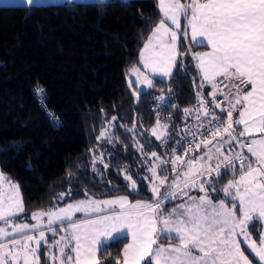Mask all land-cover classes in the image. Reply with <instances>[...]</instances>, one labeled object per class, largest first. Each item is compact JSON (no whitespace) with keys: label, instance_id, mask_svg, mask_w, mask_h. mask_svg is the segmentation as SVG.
Here are the masks:
<instances>
[{"label":"snow or ice","instance_id":"6c2138e0","mask_svg":"<svg viewBox=\"0 0 264 264\" xmlns=\"http://www.w3.org/2000/svg\"><path fill=\"white\" fill-rule=\"evenodd\" d=\"M18 2L40 5V0ZM158 3L162 17L140 53L144 67L154 77L172 79L174 69L182 66L180 57L187 53L180 51L178 32L185 39L190 32L193 45L206 42L210 49L192 53L201 82L196 86V106L185 109L184 115L187 118L195 113L196 124L185 127V134L173 149L174 158L170 162L175 176L171 183L166 167L169 161L153 151L154 163L148 171L154 201L133 203L127 196L99 200L85 192L87 199L35 212L31 217L34 223H28L18 222L26 211L19 185L0 173V264H101L98 252L110 240L125 236L131 242L124 246L122 258L116 264H251L242 243L264 262V236L257 246L250 232L257 220L264 221V0H158ZM150 20L151 17L144 21L145 25ZM134 73L140 84L155 87L153 79L144 76L141 80L142 74L138 70ZM206 85L212 88L207 94L211 101L204 95ZM36 91L44 93L43 88ZM172 91L169 88V98ZM140 92L142 89L136 93L137 98ZM218 96L223 99L218 100ZM158 99L178 109L165 96ZM234 112L239 113L238 119L234 118ZM171 123V117L161 121L157 114V127L151 134L162 145L166 146L171 139ZM189 136L192 139L186 153L197 139L200 143L196 149L203 145L204 151L199 157L184 160L177 149L184 146ZM102 138L113 142L108 129L97 137ZM138 150L144 153V146ZM97 162L103 163L102 154L93 157L94 171H99L95 167ZM104 167L107 169L109 165ZM99 174L103 176L102 172ZM229 174L232 178L217 189L215 185ZM124 179L129 182V195L137 192V182L132 176L125 173ZM164 185L167 191L161 198ZM193 190L201 195L191 196ZM213 192H222L223 196L216 200ZM71 195L70 190L60 193L57 204ZM179 197L186 199L165 215L166 203ZM76 213L83 215L76 217ZM57 232L62 233L59 238ZM48 233L52 236L51 244ZM165 239L177 243L165 245ZM45 247L48 261L41 260Z\"/></svg>","mask_w":264,"mask_h":264},{"label":"trees","instance_id":"16d2710c","mask_svg":"<svg viewBox=\"0 0 264 264\" xmlns=\"http://www.w3.org/2000/svg\"><path fill=\"white\" fill-rule=\"evenodd\" d=\"M160 19L156 0L0 5V173L19 185L22 216L61 205L69 196L58 204L56 198L69 190L149 198L137 173L145 172L151 152L166 158L172 151L171 139L165 146L151 134L157 123L152 103L165 96L178 105L168 108L177 118L197 99L188 53L172 79L154 78L155 87L139 98L127 84V70L139 66V48ZM105 129L112 143L97 139ZM101 154L94 171L93 157ZM125 173L138 185L131 195ZM125 242L126 236L110 240L98 252L101 264H116Z\"/></svg>","mask_w":264,"mask_h":264},{"label":"rangeland","instance_id":"374dc122","mask_svg":"<svg viewBox=\"0 0 264 264\" xmlns=\"http://www.w3.org/2000/svg\"><path fill=\"white\" fill-rule=\"evenodd\" d=\"M11 1H13V0H8V2H11ZM54 2H59V0H40V3L41 4H52ZM183 23H186V21L183 22ZM151 32H152V30H151ZM179 34H180V38L178 37L179 47H180V43L183 44V51H181V49H180V51L182 53H188L190 56H192V53H195V52H203V50L201 51V49L200 50L194 49L193 48L194 47L193 44H191L188 39H185L182 33L179 32ZM150 35H151V33L149 34V36ZM149 36L147 37V39L144 41V43L139 48V55L141 53V50L143 49L144 44L148 41ZM189 37H191L190 36V32H189ZM188 49H189V51H188ZM183 56L184 55H181V57H180V60L182 62H183ZM139 65L142 67V69H140L141 71L138 70L139 73L142 74L140 76V79L141 80L143 79L144 76H148L149 78L150 77H154L153 74L147 68L144 67V65H143V63L141 61V57L140 56H139ZM194 66H195V69L197 71V69H198L197 68V61H195V60H194ZM134 70H135V68H129L127 70L126 79H127V84L130 85L131 83H133L135 85V87H136L135 93H137L138 90H140V89L145 90L148 87H146V86H144V85H142V84H140L138 82V78H137V75L134 73ZM155 77L160 78V79H163V80H168V78H161L159 76H155ZM150 79H154V78H150ZM154 127H157V123L155 124ZM159 131H160V129H158V132ZM203 151H204L203 146H201L200 149H196V146H195L192 151H189L187 153L186 152H181V153H178V155L181 156L184 160H187L190 157H199V156H201L202 153H203ZM245 152H246V149H245ZM172 154H173V152L171 151V153H169L166 158L165 157H163V158L160 157L161 159H164V160H168L169 161L167 163V165H166L167 170H168V173L170 174V176H169V183H171L172 178H174V176H175V173H172V164L170 162V160L172 158H174ZM215 162H216L215 160L212 161L213 164H215ZM153 163H154V161L151 160V162L147 165V167L145 169V172L144 173H139L143 177V180H144L145 185H146V189L150 192L149 198L129 197L126 194H115V195H110V196H98V195L88 194V196L89 197H92L94 199H99V200L116 199V198H119V197H122V196H127L128 199H129V201L130 202H133V203H135L136 201H154V199H156V198L153 196V193L150 190L151 173L148 171L149 165H151ZM184 170H186V169H184ZM158 174H160L161 176L164 175V173H158ZM146 176L148 177V179H145ZM205 178H207V177H205ZM231 178H232V176L229 179L224 180L222 183H217L215 185V187L217 189L222 188L223 186H225L227 184V182ZM12 182L15 183L14 181H12ZM125 182L128 185L129 182L126 181V180H125ZM6 186L7 185H5V187ZM137 189H138V185H137ZM128 191H129V188H128ZM165 191H167V185L161 186V194H160L161 195V198H162V196H163V194H164ZM190 195L191 196H199V195H201V193H199L197 190H193V191H191ZM211 195L213 196L214 199L219 200L223 196V193L222 192L221 193L213 192V193H211ZM85 199H87V197L85 196V194L76 193V194H73V195L69 196L68 198H66V200L61 205H59L58 207H65L68 203H74V202H77V201H80V200H85ZM184 199H186V197H179V198H177L175 200H172L171 202H167L166 203V209H165V213L164 214L167 215L169 212H171L173 210V208L177 207V205H179L180 203H182ZM48 210H50V209H48ZM48 210H38V211H48ZM38 211H34L33 213L38 212ZM33 213H31V215H29L28 217L21 215V217H20V219H19L18 222H25L26 221L28 223H34V221L31 220V217H32V214ZM75 215H76V217H81L83 214L82 213H76ZM250 232H251V235H252V240L257 244V246H259V241L261 239V236H264V221L257 220L254 224L251 225ZM61 234L62 233L57 232V237L56 238H59V235H61ZM47 235H48V239H49V244H51L53 242L52 236H51L50 233H48ZM114 235H116V234H114ZM240 239L242 240L243 238L241 237ZM130 242H131L130 237H127L126 236V242L124 243L123 248H124V246L126 244H128ZM163 243L165 245H167L169 243L175 244V243H177V241L165 239L163 241ZM123 248H122V251H121V258H122ZM241 248H242V250L245 251V255H247L249 257V260L251 261V264H264V262H260L259 259H258V257H255V255L253 253H251V250L248 249L247 244L242 243L241 244ZM41 253H42L43 257H44V260L48 261V255H49L48 249L46 247L45 248H42ZM49 264H50V262H49Z\"/></svg>","mask_w":264,"mask_h":264},{"label":"built area","instance_id":"2783aa9c","mask_svg":"<svg viewBox=\"0 0 264 264\" xmlns=\"http://www.w3.org/2000/svg\"><path fill=\"white\" fill-rule=\"evenodd\" d=\"M184 1H186V0H184ZM188 51H189V49H188ZM190 57H191V61L194 64L193 56H190ZM196 76H197V86H198L200 84L201 80L199 78L197 71H196ZM33 93L37 94L34 91H33ZM208 93L209 92H207L204 89V95H205L206 100L211 101V97L207 95ZM41 98H43V97H41ZM217 99L222 100L223 97L218 96ZM196 104H197V99L194 102V104L187 109H193L196 106ZM157 105L160 106L159 109L157 108ZM209 107H214V106L212 104H209ZM168 108H169V106H167V104H165V102L160 101V100H154L152 103L153 113L156 117H157V114L159 113V118L161 121H167L169 117L172 118V123L170 125V128L172 129V131H171L170 135H171V140H172V146H171L172 149L171 150L173 151V149L176 148L177 140L180 139V137L185 134V132H184L185 127L186 126L190 127V126L195 125L196 120H195V113H193L191 116H188L187 118H185L184 111L177 118H175L173 116L172 112L168 110ZM215 111L217 113H219V109H215ZM223 118L225 120L227 119L225 116H223ZM193 130H195V129H193ZM205 138H208L207 134H205ZM191 139L192 138L189 136L183 142L184 146L177 149V154L181 153L182 151H186V149L189 147V142L191 141ZM198 143H200L199 139H197L194 143H191V149H193L196 146V144H198Z\"/></svg>","mask_w":264,"mask_h":264},{"label":"crops","instance_id":"0c3cea01","mask_svg":"<svg viewBox=\"0 0 264 264\" xmlns=\"http://www.w3.org/2000/svg\"><path fill=\"white\" fill-rule=\"evenodd\" d=\"M76 1H81V2H100V1H104V0H71V2H76ZM60 2H70V0H59V2H54V3H60ZM182 2H187V0L186 1H182ZM41 4V3H40ZM0 5H24V6H29L26 2L25 3H23V4H20L19 2H18V0H13V1H11V2H8V0H0ZM156 8H157V10H158V12H159V3H158V0H156ZM159 14H160V17H162V13H160L159 12ZM183 22H185V21H183L182 20V23ZM159 23V22H158ZM157 23V24H158ZM151 33V32H150ZM178 37L180 38V34H179V32H178ZM188 40H189V42L192 44V42H191V37H189L188 36V38H187ZM205 45H206V42H205ZM205 45H202L201 46V51L203 50V52H206V51H209L210 49L209 48H207ZM140 56V55H139ZM194 60V59H193ZM133 68H135V70H139V71H141L140 69H142V67L139 65L138 67H133ZM197 71H198V69H197ZM198 75H199V78H200V80H201V77H200V74L198 73ZM150 78H157V77H150ZM249 88H250V86H249ZM205 89L207 90V91H212V88H211V86H209V85H206L205 86ZM233 116H234V118L235 119H238L239 118V113L238 112H234L233 113ZM241 128H242V126H240Z\"/></svg>","mask_w":264,"mask_h":264}]
</instances>
